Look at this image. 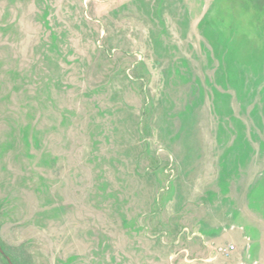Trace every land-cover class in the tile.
Returning <instances> with one entry per match:
<instances>
[{
    "label": "rangeland",
    "instance_id": "1",
    "mask_svg": "<svg viewBox=\"0 0 264 264\" xmlns=\"http://www.w3.org/2000/svg\"><path fill=\"white\" fill-rule=\"evenodd\" d=\"M0 249L264 264V0H0Z\"/></svg>",
    "mask_w": 264,
    "mask_h": 264
},
{
    "label": "water",
    "instance_id": "2",
    "mask_svg": "<svg viewBox=\"0 0 264 264\" xmlns=\"http://www.w3.org/2000/svg\"><path fill=\"white\" fill-rule=\"evenodd\" d=\"M0 254L4 255L3 252L1 251V249H0ZM4 258H5V260L7 261L8 264H12L8 257L4 256Z\"/></svg>",
    "mask_w": 264,
    "mask_h": 264
},
{
    "label": "built area",
    "instance_id": "3",
    "mask_svg": "<svg viewBox=\"0 0 264 264\" xmlns=\"http://www.w3.org/2000/svg\"><path fill=\"white\" fill-rule=\"evenodd\" d=\"M234 248L232 246L229 247V250L232 251ZM227 250H225L226 252Z\"/></svg>",
    "mask_w": 264,
    "mask_h": 264
}]
</instances>
